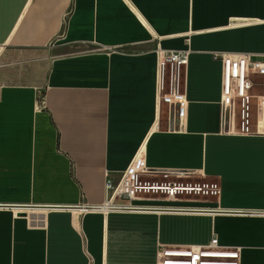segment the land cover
<instances>
[{
    "label": "crops",
    "instance_id": "1",
    "mask_svg": "<svg viewBox=\"0 0 264 264\" xmlns=\"http://www.w3.org/2000/svg\"><path fill=\"white\" fill-rule=\"evenodd\" d=\"M158 47L188 50L184 118L157 102ZM214 52L264 57V0H0V264H156L213 236L264 264V84L224 115ZM138 153L217 191L74 207Z\"/></svg>",
    "mask_w": 264,
    "mask_h": 264
},
{
    "label": "built area",
    "instance_id": "2",
    "mask_svg": "<svg viewBox=\"0 0 264 264\" xmlns=\"http://www.w3.org/2000/svg\"><path fill=\"white\" fill-rule=\"evenodd\" d=\"M156 91L157 102L162 101L177 108L178 116L184 118L187 101L182 93V69L188 61V50L156 49ZM214 57L221 62L220 105L224 115L232 113L235 101H241V107L249 97L251 88L259 82L264 84V57L252 53L214 52ZM244 128V110L241 111ZM172 171H151L146 169L144 159L137 154L117 180L106 176L104 187L107 192L100 204H78L74 207L82 212L110 210H141L146 205L137 202L152 197H144V193L158 194L157 197L172 199L190 192L213 194L217 191L214 183H195L183 185L169 180ZM141 176L152 179L141 180ZM159 179H153L156 177ZM161 177V178H160ZM237 251L222 249L215 236L207 245H190L174 247L158 245L156 264H238Z\"/></svg>",
    "mask_w": 264,
    "mask_h": 264
},
{
    "label": "rangeland",
    "instance_id": "3",
    "mask_svg": "<svg viewBox=\"0 0 264 264\" xmlns=\"http://www.w3.org/2000/svg\"><path fill=\"white\" fill-rule=\"evenodd\" d=\"M257 81H260V80H257ZM140 178H141V180H144V181H148V179H152L151 177H148V176H141ZM153 179L156 180V179H159V177L157 176L156 178H153ZM169 180L176 181V182H180L183 185H186V183L187 184L194 185L195 183H202V182H204V181H201L200 179H192L191 177L183 176V175L176 176L175 174L169 176ZM158 195H163V194L162 193H158V194L144 193L143 194L144 197H152V196L157 197Z\"/></svg>",
    "mask_w": 264,
    "mask_h": 264
},
{
    "label": "bare ground",
    "instance_id": "4",
    "mask_svg": "<svg viewBox=\"0 0 264 264\" xmlns=\"http://www.w3.org/2000/svg\"><path fill=\"white\" fill-rule=\"evenodd\" d=\"M139 154V153H138Z\"/></svg>",
    "mask_w": 264,
    "mask_h": 264
}]
</instances>
